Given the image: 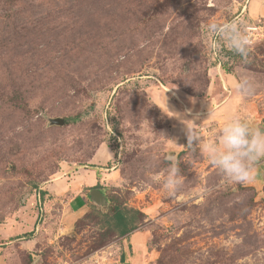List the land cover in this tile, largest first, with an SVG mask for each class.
I'll return each mask as SVG.
<instances>
[{"label": "rangeland", "instance_id": "1", "mask_svg": "<svg viewBox=\"0 0 264 264\" xmlns=\"http://www.w3.org/2000/svg\"><path fill=\"white\" fill-rule=\"evenodd\" d=\"M233 20L246 63L208 31ZM167 107L204 143L234 116L264 129V0H0V264H264V159L228 181Z\"/></svg>", "mask_w": 264, "mask_h": 264}, {"label": "clouds", "instance_id": "2", "mask_svg": "<svg viewBox=\"0 0 264 264\" xmlns=\"http://www.w3.org/2000/svg\"><path fill=\"white\" fill-rule=\"evenodd\" d=\"M208 31L218 34L222 43L239 55L243 62H247L251 41L238 21L233 20L222 25L212 22L208 25ZM251 87L247 79H242L236 89L238 93L247 95L250 93ZM170 112L175 114L173 116L181 119L185 125L187 146H202L211 165L228 181L244 183L251 179L256 163L264 159V129L254 127L246 119L234 116L224 124L216 141L204 143L203 137L199 136L195 129L190 128L187 123L191 121L193 125H197L194 120L198 117L191 120L182 119L180 113ZM194 142L196 143L194 144ZM167 159L169 163L163 187L170 194H175L182 186L184 177L175 158L169 155Z\"/></svg>", "mask_w": 264, "mask_h": 264}, {"label": "trees", "instance_id": "3", "mask_svg": "<svg viewBox=\"0 0 264 264\" xmlns=\"http://www.w3.org/2000/svg\"><path fill=\"white\" fill-rule=\"evenodd\" d=\"M92 189H100L105 193L104 189L100 186L89 188L88 191ZM45 195V192L41 193L42 197H45ZM86 198L87 200H89L88 196ZM108 199L110 202H114L115 204L112 209V214L110 215L111 219L109 223L111 227H114L117 230L119 236L126 237L134 231L138 230L139 219L143 215L142 212L133 208L122 207V205L116 203L114 198L108 197ZM89 204L91 203L89 202Z\"/></svg>", "mask_w": 264, "mask_h": 264}, {"label": "water", "instance_id": "4", "mask_svg": "<svg viewBox=\"0 0 264 264\" xmlns=\"http://www.w3.org/2000/svg\"><path fill=\"white\" fill-rule=\"evenodd\" d=\"M50 125L54 126H64L65 120L63 118H53L50 119ZM88 198L90 202L96 206L99 207H108L110 205V201L108 199V196L101 191L100 189H92L88 193Z\"/></svg>", "mask_w": 264, "mask_h": 264}, {"label": "crops", "instance_id": "5", "mask_svg": "<svg viewBox=\"0 0 264 264\" xmlns=\"http://www.w3.org/2000/svg\"><path fill=\"white\" fill-rule=\"evenodd\" d=\"M77 174L79 175L78 176V182H80L81 184H84L85 185H88L89 187H93L94 185H96L98 183V174L97 172L95 173L94 176H88L86 177L84 174L81 173V170H79L77 172ZM55 189L57 190L58 189V184H55ZM83 192V190H82ZM81 193V192H80ZM83 197L84 195L80 196V199L83 201ZM75 200V199H74ZM73 200V201H74ZM85 200V199H84ZM84 203L82 204V206L80 207V211H84Z\"/></svg>", "mask_w": 264, "mask_h": 264}, {"label": "built area", "instance_id": "6", "mask_svg": "<svg viewBox=\"0 0 264 264\" xmlns=\"http://www.w3.org/2000/svg\"><path fill=\"white\" fill-rule=\"evenodd\" d=\"M247 1V0H246ZM245 8V7H244Z\"/></svg>", "mask_w": 264, "mask_h": 264}]
</instances>
